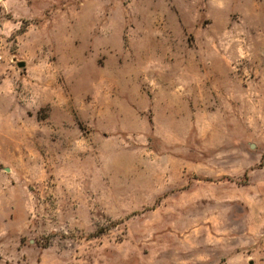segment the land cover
<instances>
[{
    "label": "rangeland",
    "instance_id": "374dc122",
    "mask_svg": "<svg viewBox=\"0 0 264 264\" xmlns=\"http://www.w3.org/2000/svg\"><path fill=\"white\" fill-rule=\"evenodd\" d=\"M0 55V264H264V0H0Z\"/></svg>",
    "mask_w": 264,
    "mask_h": 264
},
{
    "label": "water",
    "instance_id": "95a60500",
    "mask_svg": "<svg viewBox=\"0 0 264 264\" xmlns=\"http://www.w3.org/2000/svg\"><path fill=\"white\" fill-rule=\"evenodd\" d=\"M19 66H20V67H25V66H26V63L23 62V61H22V62H19Z\"/></svg>",
    "mask_w": 264,
    "mask_h": 264
},
{
    "label": "built area",
    "instance_id": "2783aa9c",
    "mask_svg": "<svg viewBox=\"0 0 264 264\" xmlns=\"http://www.w3.org/2000/svg\"><path fill=\"white\" fill-rule=\"evenodd\" d=\"M1 60H2V56L0 55V62H1Z\"/></svg>",
    "mask_w": 264,
    "mask_h": 264
}]
</instances>
